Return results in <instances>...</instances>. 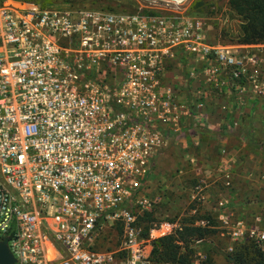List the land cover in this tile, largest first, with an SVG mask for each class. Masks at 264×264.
<instances>
[{"label":"built area","instance_id":"2783aa9c","mask_svg":"<svg viewBox=\"0 0 264 264\" xmlns=\"http://www.w3.org/2000/svg\"><path fill=\"white\" fill-rule=\"evenodd\" d=\"M155 8L127 14L0 0V241L7 237L14 264H177L151 258V241L173 231L145 238L137 224L150 206V173L169 142L195 132L206 88L262 97L264 81L250 45L237 52L209 38L214 7L206 16L184 4ZM175 65L187 69L181 81L168 75ZM191 81L203 85L193 105ZM221 181L230 188L232 173ZM215 209L228 264H242L231 258L236 246L264 252L260 215L236 217L224 197Z\"/></svg>","mask_w":264,"mask_h":264},{"label":"rangeland","instance_id":"374dc122","mask_svg":"<svg viewBox=\"0 0 264 264\" xmlns=\"http://www.w3.org/2000/svg\"><path fill=\"white\" fill-rule=\"evenodd\" d=\"M31 1L40 6L127 14L146 9L155 11L156 6L164 4V0H159L158 4L152 3V0H112L106 4L95 3L93 0ZM182 4L189 14L198 16L208 15L214 7L218 18L213 22L210 31L213 40L219 39L224 44L237 41L242 22L229 12L228 0H184ZM106 5H110L112 10L107 9ZM225 15L228 21L225 20ZM249 50L256 57L259 77L264 81V45L253 44ZM174 70L175 74L187 76L186 67L182 69L175 65ZM201 87L203 85L198 81H191L189 90L186 91L190 104L193 105L196 101V94ZM206 90V103L209 106L213 104L214 97L234 95L237 92L228 85L216 89L208 87ZM246 92L256 103L252 106L250 115L237 119V124L242 120L243 128L232 126L233 119H229V116L226 118L230 128L227 127L229 125L224 128H209L195 122V132L191 131L185 137L168 143L157 159L144 190L150 204L144 212L150 216L138 220L143 235H149L151 229L172 232L183 221L203 214L210 215L217 225L215 235L207 237L213 244L198 247V253L204 256L203 261L208 257L211 264H228L226 246L229 238L219 229L215 220L218 199H229L230 208L236 217L251 220L253 215H260L264 221V95L257 97L251 88H247ZM232 154L236 158L232 166L221 162L222 157L227 156L229 159ZM225 170L232 173L231 186L228 189L221 181L222 172ZM200 178L204 180L203 189L196 199H192L191 189ZM207 191L210 193L205 196ZM111 236V245L114 246L116 235L113 231Z\"/></svg>","mask_w":264,"mask_h":264},{"label":"trees","instance_id":"16d2710c","mask_svg":"<svg viewBox=\"0 0 264 264\" xmlns=\"http://www.w3.org/2000/svg\"><path fill=\"white\" fill-rule=\"evenodd\" d=\"M93 1L100 4L112 2V0ZM228 5L231 13L242 22L237 43L240 45H264V0H228ZM106 8L112 10L110 5H106ZM140 13L153 14L155 12L146 9L141 10ZM143 213L142 216H138L137 221L150 216L146 211ZM201 220L207 221V225L197 226L195 224L197 221ZM216 228L217 225L214 223L211 216L206 214L196 216L191 220L183 221L172 233L151 241V258L157 262L190 264L197 258L198 249L196 248L195 242L202 239V244L199 245V247L211 246L213 241L210 239L207 240V237L215 235ZM117 230H119V227H117ZM142 236L147 238L148 235L142 234ZM226 258L229 262L230 256L226 255ZM231 258L234 263L264 264V252L253 243H245L236 246L235 252ZM204 263L211 264L210 259L207 257Z\"/></svg>","mask_w":264,"mask_h":264},{"label":"crops","instance_id":"0c3cea01","mask_svg":"<svg viewBox=\"0 0 264 264\" xmlns=\"http://www.w3.org/2000/svg\"><path fill=\"white\" fill-rule=\"evenodd\" d=\"M208 34L209 38L213 40V35H211L210 31ZM226 45L233 48L237 52L242 50L240 44H238L237 41H235L233 44ZM177 68L180 67L177 66ZM174 69L175 68H173L172 71L168 73V75L176 81H181L184 76L175 74L176 71ZM213 99L214 102L211 104V106L206 103L202 109H199L196 113H194V116H192V119H194L193 121L198 124H204L205 127L209 128L216 126H222V128H224L229 125L228 119L226 118L229 116V119H233L232 126L243 128L242 120H240L241 122L237 124V119L243 115H250L252 113V106L256 103L247 92L243 93L241 91L236 92L234 95H221V97H214ZM227 127L230 128V125ZM221 162H223V164H229L232 166L236 162V158L234 154H232V157L229 159L227 156H224L221 158ZM208 191L205 193V196L209 195L210 192Z\"/></svg>","mask_w":264,"mask_h":264},{"label":"water","instance_id":"95a60500","mask_svg":"<svg viewBox=\"0 0 264 264\" xmlns=\"http://www.w3.org/2000/svg\"><path fill=\"white\" fill-rule=\"evenodd\" d=\"M7 237L0 241V264H14L15 259L7 245Z\"/></svg>","mask_w":264,"mask_h":264},{"label":"bare ground","instance_id":"6f19581e","mask_svg":"<svg viewBox=\"0 0 264 264\" xmlns=\"http://www.w3.org/2000/svg\"><path fill=\"white\" fill-rule=\"evenodd\" d=\"M153 2L152 3H155V4H158L159 3V0H152ZM184 0H164V4H172L174 6H177L179 4H182Z\"/></svg>","mask_w":264,"mask_h":264}]
</instances>
